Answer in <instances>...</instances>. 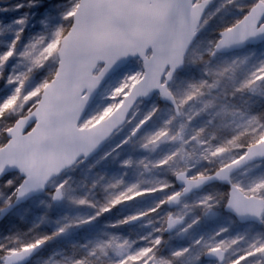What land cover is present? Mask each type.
<instances>
[{"label":"rangeland","instance_id":"374dc122","mask_svg":"<svg viewBox=\"0 0 264 264\" xmlns=\"http://www.w3.org/2000/svg\"><path fill=\"white\" fill-rule=\"evenodd\" d=\"M260 1L212 0L185 66L169 85L179 115L158 95L139 102L98 155L65 171L47 193L3 221L0 253L49 241L30 264H218L206 259L217 249L226 254L223 264H264V216L261 224H241L226 213L224 185L206 187L175 210L167 205L180 192L178 173L190 179L211 175L264 140V43L212 54L220 33ZM77 5L78 0H0V136L10 117L37 105L54 77L60 41ZM53 42L56 47L48 51ZM143 74L138 60L122 68L80 127L109 117ZM21 182L18 174L0 182V209ZM232 184L264 200V162L238 173ZM56 189L63 192L59 204L52 203ZM172 214L185 222L166 235Z\"/></svg>","mask_w":264,"mask_h":264},{"label":"water","instance_id":"95a60500","mask_svg":"<svg viewBox=\"0 0 264 264\" xmlns=\"http://www.w3.org/2000/svg\"><path fill=\"white\" fill-rule=\"evenodd\" d=\"M211 5L212 0H79L71 27L60 41L54 77L44 87L37 106L6 132L8 141L0 148V182L10 174L23 179L14 200L0 210V223L21 205L46 193L48 185L65 171L98 155L126 124L139 102H149L158 95L179 115L169 85L183 69ZM263 20L264 2L260 1L238 24L220 33L212 54H231L264 43ZM134 60L142 63L141 80L109 117L80 128L105 84ZM145 126L146 123L138 127L134 135ZM261 162L264 140L250 145L240 158L212 175L189 179L187 173H178L176 184L182 192L170 197L167 205L175 210L184 198L222 184L229 187L225 212L241 224H260L264 200L245 196L231 179ZM62 201L63 193L56 189L52 202ZM183 223V218L170 215L165 234L173 233ZM43 247L40 243L25 248L27 251H16L7 255L2 264H8V257L14 254L22 257L15 259V264H28ZM206 259L223 264L225 252L212 250Z\"/></svg>","mask_w":264,"mask_h":264},{"label":"trees","instance_id":"16d2710c","mask_svg":"<svg viewBox=\"0 0 264 264\" xmlns=\"http://www.w3.org/2000/svg\"><path fill=\"white\" fill-rule=\"evenodd\" d=\"M66 32H64V34H65ZM33 109V108H32ZM29 111H31V110H29ZM28 111V112H29ZM28 112H25L24 114H21L20 116H17V117H10V119H9V122H8V124H7V126H6V130H4L3 131V133L1 134V136H0V148L1 147H3L6 143H7V138H6V131H7V129H9L10 127H12L13 126V124L15 123V121H16V119L17 118H20L21 116H23V115H25V114H27ZM6 222V221H5ZM5 222H2L1 224H0V228H1V226L5 223ZM50 242L48 241V242H44V248H43V250L39 253V255L46 249V248H48V244H49ZM39 255H37V257L39 256ZM5 256H6V253H0V259H4L5 258Z\"/></svg>","mask_w":264,"mask_h":264},{"label":"snow or ice","instance_id":"6c2138e0","mask_svg":"<svg viewBox=\"0 0 264 264\" xmlns=\"http://www.w3.org/2000/svg\"><path fill=\"white\" fill-rule=\"evenodd\" d=\"M68 15H72V13H68ZM56 47V43L53 42V44L49 45L48 51H51L52 48ZM27 251V249H25ZM22 257H17L15 254L13 256L8 257V264H15V259H20Z\"/></svg>","mask_w":264,"mask_h":264}]
</instances>
